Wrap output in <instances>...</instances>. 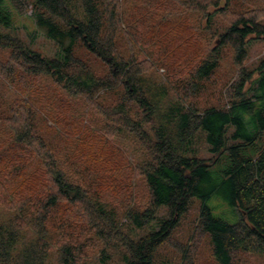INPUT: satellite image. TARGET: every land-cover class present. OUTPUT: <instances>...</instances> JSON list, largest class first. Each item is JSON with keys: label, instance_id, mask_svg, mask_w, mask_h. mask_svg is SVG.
I'll return each instance as SVG.
<instances>
[{"label": "trees", "instance_id": "1", "mask_svg": "<svg viewBox=\"0 0 264 264\" xmlns=\"http://www.w3.org/2000/svg\"><path fill=\"white\" fill-rule=\"evenodd\" d=\"M29 2L58 54L22 41L0 0V264H195V234L160 257L194 199L215 264H264V57L244 66L264 0Z\"/></svg>", "mask_w": 264, "mask_h": 264}, {"label": "rangeland", "instance_id": "2", "mask_svg": "<svg viewBox=\"0 0 264 264\" xmlns=\"http://www.w3.org/2000/svg\"><path fill=\"white\" fill-rule=\"evenodd\" d=\"M1 4L4 9H6L7 12H9V14L12 16L13 24L11 25V27L14 29V31L17 33V35L22 41L31 46L33 50L38 51L43 55L51 56L58 54V48L56 44L52 40L48 39L45 30L38 26L36 22V17L32 12L29 0H2ZM179 30H181L183 33L185 31V28H180ZM179 35L181 34L179 33ZM74 51L77 57L90 61L91 64H94L96 67H100V64L96 60H93V56L81 46H76L74 48ZM263 57L264 40H254L248 47L247 60L244 64L245 68H247L248 70L253 69ZM236 76L237 72L232 62V52L228 50L223 60L222 67L218 72L217 79L219 80V82L221 81L222 86H226L227 84H231L232 81L236 78ZM220 91L222 90H218V94H220ZM209 97H211L209 98V100H211L213 104L219 103V96H217L215 93H212ZM205 100L207 101L206 96L204 97V99L201 100L200 104L203 105V102L206 103ZM199 150L201 157H210L207 151H205V147L202 143L199 144ZM132 158L134 159V157ZM134 191L137 196L135 198L136 204L143 208L147 205L148 194L147 189L141 179H138V181L134 183ZM199 204L200 203L198 200H193L188 215L182 220L178 229L171 236V242L161 250L160 257L164 258L165 260H170L172 262L177 261L178 255L175 251L176 249L172 247V243L185 247L186 244H188L189 242V238L192 237V234H195V238H198V241L196 239L195 242L197 245L195 264H215L211 254L209 240L206 237L204 239L198 237L195 231V219L198 214ZM207 205L210 207V209L215 215L230 219L231 213L229 212L228 206H226L224 202L219 198H211L207 202ZM111 259L112 260L109 264H118V258L116 255H113ZM91 261V264H101L98 261V255L92 258ZM55 262L56 257L55 255H52L50 264H55ZM250 263L260 264L262 263V261L257 260L253 262L251 261Z\"/></svg>", "mask_w": 264, "mask_h": 264}]
</instances>
